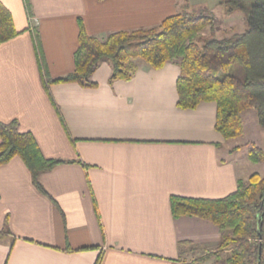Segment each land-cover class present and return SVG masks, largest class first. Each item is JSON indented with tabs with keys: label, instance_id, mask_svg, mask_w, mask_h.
<instances>
[{
	"label": "crops",
	"instance_id": "1",
	"mask_svg": "<svg viewBox=\"0 0 264 264\" xmlns=\"http://www.w3.org/2000/svg\"><path fill=\"white\" fill-rule=\"evenodd\" d=\"M0 1L20 32L0 45V121H18L47 159L69 162L40 178L57 206L21 158L0 166V264H95L100 255L102 264H184L216 252L224 233L176 219L170 206L172 196L225 198L253 175L216 130V103L179 109L178 63L155 70L138 59L131 80L111 85L102 62L96 87L54 84L52 101L36 49L37 39L50 78L65 76L75 69L80 19L104 39L159 26L181 0H28L30 9Z\"/></svg>",
	"mask_w": 264,
	"mask_h": 264
},
{
	"label": "trees",
	"instance_id": "2",
	"mask_svg": "<svg viewBox=\"0 0 264 264\" xmlns=\"http://www.w3.org/2000/svg\"><path fill=\"white\" fill-rule=\"evenodd\" d=\"M25 1L30 9L29 1ZM247 1H252L247 29L221 39L205 34L208 28L213 32L216 21L203 15L177 14L159 26L115 32L104 39L90 36L80 19L75 69L65 76L49 77L36 39L43 87L53 101L50 87L54 84L96 87L93 77L102 62L112 67L111 85L116 80L133 78V60L141 59L155 70L176 62L181 69L177 81L179 109L194 110L202 102L216 103V130L225 140L243 135V113L247 110L255 111L258 124L264 129V0H226L225 4L228 13H233L244 10ZM19 34L12 13L0 1V45ZM56 109L62 121L57 106ZM15 157L26 165L36 190L57 206L40 178L69 162L47 159L36 138L20 131L18 121H0V166ZM249 158L256 164L264 163V151L254 146ZM170 206L174 218L204 219L224 233L216 252L200 258V264H264V176L255 173L246 181H239L237 190L222 199L172 196ZM102 259L100 255L95 264H102Z\"/></svg>",
	"mask_w": 264,
	"mask_h": 264
},
{
	"label": "rangeland",
	"instance_id": "3",
	"mask_svg": "<svg viewBox=\"0 0 264 264\" xmlns=\"http://www.w3.org/2000/svg\"><path fill=\"white\" fill-rule=\"evenodd\" d=\"M226 0H181L180 7H177L176 14H194L196 16L213 17L216 24L213 28L205 31L207 36L213 35L221 39L231 37L234 34L243 33L247 29V17L251 9L252 1H247L244 10L228 13ZM137 47V44L134 45ZM139 61H143L138 59ZM253 120H252V118ZM245 133L238 139L232 140L230 146H239L241 151L238 154L239 164L245 163L247 172L251 174L258 173L264 176V163H253L249 158V151L252 147H259L264 151V129H262L257 120L256 113L248 110L244 113ZM237 155V154H236ZM196 254L185 259L184 264H200L195 258ZM205 264V263H203ZM212 264V263H206Z\"/></svg>",
	"mask_w": 264,
	"mask_h": 264
}]
</instances>
